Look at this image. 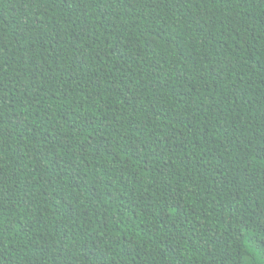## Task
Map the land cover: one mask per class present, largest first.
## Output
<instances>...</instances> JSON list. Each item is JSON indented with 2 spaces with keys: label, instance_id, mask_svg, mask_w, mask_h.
<instances>
[{
  "label": "trees",
  "instance_id": "trees-1",
  "mask_svg": "<svg viewBox=\"0 0 264 264\" xmlns=\"http://www.w3.org/2000/svg\"><path fill=\"white\" fill-rule=\"evenodd\" d=\"M0 264H264V0H0Z\"/></svg>",
  "mask_w": 264,
  "mask_h": 264
}]
</instances>
